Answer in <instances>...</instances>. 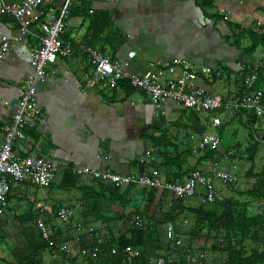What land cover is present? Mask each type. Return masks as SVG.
I'll list each match as a JSON object with an SVG mask.
<instances>
[{
    "label": "crops",
    "instance_id": "crops-1",
    "mask_svg": "<svg viewBox=\"0 0 264 264\" xmlns=\"http://www.w3.org/2000/svg\"><path fill=\"white\" fill-rule=\"evenodd\" d=\"M14 1L18 0H4ZM61 4L62 0L41 4L35 11L38 18L31 25V34L23 42L13 44L0 59V143L5 126L11 122L9 106L17 101L22 82L31 73L30 48L38 44L39 23L55 18ZM106 19L109 26L103 30ZM65 22L62 38L71 41L73 54L47 65L45 76L37 81L36 94L42 113L30 118L25 132L27 139L15 140L13 148L18 156L48 158L62 169L88 166L124 174L144 173L152 166L163 180L177 173L184 178L196 168L209 170L211 163L197 162L199 154L189 150L201 135L212 130L210 116H200L170 100L156 106L126 81L114 88L89 83L92 67L84 49L95 48L134 74H143L153 63L175 60L196 69L208 66L219 72L212 76L199 75L194 85L234 99L241 90L238 70L253 62L263 66L260 59L245 55L242 48L251 44L250 32L264 34V0H72ZM18 32L15 20L0 10V40ZM236 39L240 48L234 44ZM131 51H135L132 57L128 55ZM165 77L171 76L165 73ZM225 124L223 121L222 127ZM33 130L38 134L36 138L29 134ZM155 139L161 142L154 145ZM223 141L220 152L226 154L219 162L230 159L226 156L228 151L234 152L233 146L226 145V139ZM237 143L234 141L233 145ZM177 154L183 157L165 167ZM142 163L146 164L143 171ZM59 176L60 172L54 181ZM96 184L81 177L74 189L63 191L21 183L12 185L10 194L14 200L27 204L24 211L30 207L44 209L41 217L47 226L51 219H56L52 214L54 205L61 204L73 209V219H89L104 236L125 231L129 223L119 216L126 217L144 206V188L133 186L125 197V205L105 201L97 214L87 215ZM163 192L157 191L149 216ZM104 195L108 196L106 192ZM162 199L161 208L166 212L171 197L166 192V198ZM186 200L192 205L200 202L197 197ZM50 228L51 232L59 230L63 237L68 235L59 221ZM73 231L69 226V236ZM157 231L162 242H169L165 225ZM175 249L178 248H163L155 256L180 264L182 251ZM4 254L8 255L9 251L0 246V255ZM41 257L44 264L81 263L80 258L74 263L63 259L52 249L43 251Z\"/></svg>",
    "mask_w": 264,
    "mask_h": 264
},
{
    "label": "built area",
    "instance_id": "built-area-1",
    "mask_svg": "<svg viewBox=\"0 0 264 264\" xmlns=\"http://www.w3.org/2000/svg\"><path fill=\"white\" fill-rule=\"evenodd\" d=\"M48 0H18L4 2L0 0L1 12L13 18L18 26V34L10 38L2 37L0 40V59L10 50L11 46L24 41L31 34V25L38 18L35 11ZM72 0H62L58 15L51 20L39 23L40 34L38 44L30 48L31 73L22 82L19 97L16 102L10 104L11 122L4 128L3 141L0 143V217L4 214L7 206V195L10 185L28 182L36 187H46L55 178L62 168L57 163L44 157L25 156L19 157L14 151L15 140H26L25 129L29 125L30 118L41 115L42 107L37 99V81L46 74V67L56 62L58 58H68L73 54L71 41L62 38L66 19ZM84 52L89 57L92 73L88 79L89 83H99L106 88H114L122 81H128L133 87L147 95L152 103L160 106L165 101H174L183 105L184 108L193 112H204L210 117L212 130L201 135L192 145L195 154L204 151H219L222 145L219 129L222 126L221 119L216 115L219 111L242 110L253 115L257 120L264 118V101L260 91H254L258 72L262 66L253 62L238 70V80L247 92L234 99H227L220 94L206 91L204 88L194 85L199 75L212 76L214 69L202 66L198 69L192 67L182 60L153 63L143 74L127 72L121 63L112 62L101 51L86 47ZM135 51L129 52L132 57ZM165 73L171 77L166 78ZM46 123V122H45ZM264 138V130L261 131ZM234 152L228 151L227 157L235 156ZM245 158V155H243ZM69 171L76 177H87L93 181H101L106 185L117 188L134 185L142 188H153L157 191L167 192L171 198H199L201 203L210 204L223 201L226 196L221 193L214 183V179L230 186L235 184L237 177L229 171L220 168L219 161H213L209 170L193 169L184 178L163 180L155 167H149L144 173H119L111 169H96L88 166H69ZM44 209H41V213ZM53 216L65 227L71 226L75 230L72 241H61L59 238L51 240V231L44 219L39 216L36 220L39 231L46 241H52L51 249L61 255L70 256L73 245L78 244L83 235L94 233L96 246L93 249L80 248L78 253L82 257L97 259L99 244L110 239L111 235L104 236L102 232L92 223L84 220H73V209L57 205ZM139 228L144 224L134 216L132 222ZM187 223V220H183ZM168 239H174L177 247H182V237L174 231V223L169 221L165 224ZM117 236V235H114ZM117 248H112L115 254ZM127 256H141L137 249H124ZM148 264H166L163 256L150 255L146 257ZM182 264V263H180Z\"/></svg>",
    "mask_w": 264,
    "mask_h": 264
},
{
    "label": "trees",
    "instance_id": "trees-1",
    "mask_svg": "<svg viewBox=\"0 0 264 264\" xmlns=\"http://www.w3.org/2000/svg\"><path fill=\"white\" fill-rule=\"evenodd\" d=\"M105 21V26L102 27L103 30L106 26H109L108 19ZM248 36L251 38V44L247 48H242V50L245 55L251 57L257 47L264 46V34L250 32ZM238 40L239 39L234 40V44L237 48H240ZM216 72L219 71H214L213 74ZM126 83L130 85L128 81H126ZM253 90L260 91L262 101H264V66H261L259 69ZM245 92H247L246 89L241 85V90L239 92L240 96ZM233 116L237 117L244 126L251 129L248 145L242 148V146L237 143L233 147L236 155L230 157L231 160L238 159L248 164L243 175V187H238L234 184L229 186L232 187V192L235 196H228L223 201L210 204L199 202L194 205L187 203L186 199L191 198H171L169 209L165 212L161 208V203L164 202L162 197L164 199L166 198V192H163L162 197L159 199L160 201L156 204L157 206L154 213L149 216V212L154 205L157 190L153 188H144V196L146 198L144 206L137 207L126 217L120 214L119 219L126 218L129 227L121 233H110V239L99 244L97 259L93 260L89 257H82L78 253L80 248L93 249L97 245L94 233L83 235L78 244H72L74 249L72 254L70 256L60 254L61 257L63 259H71L70 261L72 263L80 258V264H148L146 260L147 256L156 255V253L163 248L167 250V248L172 246L170 241L167 243L161 241L157 231L158 228L169 221L175 224L180 217H185V214H189L193 217L194 221L188 232L184 233L176 224L174 226V231L180 234L181 237L188 234L191 238L203 236L206 240H212L211 249L226 254L225 264H264V164L260 166L256 164L259 146L264 143V138L259 136L260 130L256 131L253 129L252 123L256 119L252 114L242 110L234 113ZM243 116L245 118L244 120H242ZM225 125H223V127L221 126L222 128L219 129L220 135ZM29 134L33 138L38 136L34 130L29 131ZM155 141L156 143L154 145H158L161 142L159 139H155ZM220 151L221 148L219 151H204L199 154L200 157L197 162L210 164L213 161H220L226 154L225 151L223 153ZM189 152L194 154L192 148ZM243 155H245V158H243ZM178 157L183 156L178 154L175 157L173 156L172 162L165 164V167L166 165L175 164L173 161H176ZM145 166L146 164L142 163L140 170L143 171ZM67 167L60 170L59 180H53L48 185L49 187H54L63 191L76 187L77 179L79 178L72 175ZM181 176L180 173H177V176H167L165 180H172L177 177L182 178ZM27 184L29 183L27 182ZM133 186L134 185L126 186L127 189L121 190V188L106 185L98 181L95 186L96 189H94L91 195L87 215L97 214L105 201L106 203L117 201L121 206L125 205V197ZM11 187L12 183L10 189ZM10 189L7 195V203L12 199ZM105 192L108 196L104 195ZM240 198H244V201H241ZM253 203H258V205H254ZM59 205L61 204H58V206ZM6 209H8V204L5 210ZM56 209L57 205H54V212H56ZM41 214L40 207L36 210L30 207L27 211L16 214L14 218L20 225L23 241L13 247L7 246L6 239L8 238V234L0 227V246L9 251L8 255H0V264H44L41 254L46 249H51V240H55L56 238H59L61 241L65 240L69 242L73 240L75 230L73 229V235L69 236L68 226L65 230L68 233L66 237H63L62 233L56 230L57 233L51 232L50 241L44 240L36 223L37 218L41 216ZM135 215L142 221L144 228H139L134 223H131ZM73 220L75 221V219ZM93 220L94 219H92V221ZM84 222L91 223L89 219H85ZM246 241L252 244L250 249L247 248ZM172 247L178 248L175 249L176 252L182 251L183 254L189 253L187 254L188 258L182 256L179 262L184 264H198V262L192 259L189 248L183 250L182 247H177L175 244ZM112 248L118 249L115 254L111 252ZM124 249H137L142 255L129 258L127 253L124 252ZM171 263L175 264V262H169L168 264ZM199 264H201V262Z\"/></svg>",
    "mask_w": 264,
    "mask_h": 264
},
{
    "label": "rangeland",
    "instance_id": "rangeland-1",
    "mask_svg": "<svg viewBox=\"0 0 264 264\" xmlns=\"http://www.w3.org/2000/svg\"><path fill=\"white\" fill-rule=\"evenodd\" d=\"M254 59H260L264 66V46H259L255 53L253 54ZM200 116L208 115L204 112H198ZM232 111H219L216 113L217 116L221 119V122L225 121L226 125L224 127V130L222 131V144L223 140L226 139L227 141L225 144L229 146L234 147V141L239 142L240 145L245 147L248 145L250 141V128L243 125V123L237 118L233 116ZM209 116V115H208ZM245 118L242 117V120ZM210 126V125H209ZM211 127V126H210ZM252 127L254 130L259 131L260 130V137H261V131L264 130V118H258L252 123ZM206 133V132H205ZM208 133V132H207ZM256 164L257 166H260L261 164H264V143L259 146V150L257 153L256 158ZM248 164L244 161L237 160H231V159H225L220 162V168L222 170L229 171L230 173H233L237 177V181L234 184L238 187H243V175L245 170L247 169ZM60 171L57 173L59 174ZM56 174V175H58ZM215 187L223 193L224 196H235L232 192V187H229L225 184H223L220 180L214 179ZM17 185V184H13ZM14 187V186H13ZM241 201H244V198H240ZM197 202V201H196ZM188 204H191L187 201ZM254 205H258V203H253ZM27 204L18 202L17 200H12L8 203V209L4 211V214L0 217V227L3 228L7 234L8 238L6 239L7 246L13 247L16 244H20V242L23 241V235L21 233L20 225L17 222V220L14 218L16 214H19L20 212L24 211V206ZM260 207V206H259ZM258 207V208H259ZM187 220V223H183V220ZM193 217L189 214H185V217H180L176 221V226L178 228L182 229L183 232H188L192 225H193ZM60 223V222H59ZM61 224V223H60ZM174 224V226H175ZM58 225L57 219H51L50 223L48 224L49 229L50 227H55ZM172 246L175 243L174 239H169ZM212 240H206L205 237H194L191 238L188 234L185 236H182V249L186 250V248H189L191 251V257L194 259L198 264L201 262V264H225L226 261V254L222 252L213 251L211 249ZM246 246L248 249L251 248L252 244H250L248 241H246ZM187 254L189 253H182L181 256L187 257Z\"/></svg>",
    "mask_w": 264,
    "mask_h": 264
}]
</instances>
